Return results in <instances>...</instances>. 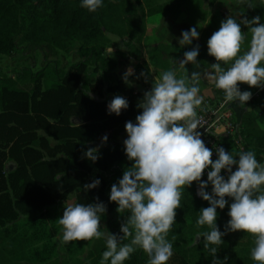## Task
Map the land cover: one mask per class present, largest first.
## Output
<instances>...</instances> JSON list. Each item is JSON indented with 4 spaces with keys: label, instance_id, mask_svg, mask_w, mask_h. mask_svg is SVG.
I'll return each instance as SVG.
<instances>
[{
    "label": "trees",
    "instance_id": "trees-1",
    "mask_svg": "<svg viewBox=\"0 0 264 264\" xmlns=\"http://www.w3.org/2000/svg\"><path fill=\"white\" fill-rule=\"evenodd\" d=\"M172 1L180 4L182 0ZM197 1L199 6L200 0ZM103 2L104 7L90 13L81 7V0H0V53H9L20 42L28 51H44L46 58L58 50L72 51L78 46L80 58L68 70L56 64L46 65L36 73L23 68L15 77L0 73L3 110L0 114V264H31L34 259L37 264H48L58 256L61 243L71 253L84 250L90 241L62 242L63 229L57 219L62 217L65 203L105 204L107 211L102 214L101 231L123 235L121 225L130 213H119L110 193L112 185L118 184L134 161L128 159L125 144L119 139L127 134L128 121L136 123V117L143 111L138 104L154 83L143 48L147 22L141 11L146 10L147 16L168 12L177 18L181 8L172 3L160 5L156 0ZM251 2L255 8L247 7L244 19L259 16L264 23V0ZM170 28L167 42L153 46L148 53L157 69H172L178 77H190V63L182 69L178 62L197 44L200 67L210 69L216 63L208 54L207 41L217 29L208 26L199 43L194 40L192 45L181 47L179 39L184 31L191 30V25L175 24ZM241 28L248 32L243 23ZM108 35L129 38L127 56L136 65L127 83L116 73L118 62L106 56ZM135 85L141 89L135 90ZM103 86L110 94L120 95L129 102V107L119 116L109 114L107 101L93 96ZM252 89L247 85L244 91ZM255 104L235 106L236 124L246 138L247 151L254 150L258 161L264 163V130L257 121ZM263 105L259 103L256 107ZM73 118L81 123L77 125ZM104 136L108 137L106 143ZM223 144L238 159L240 151L235 145L229 139ZM88 148L99 149L97 161L84 155ZM6 149L17 164L8 176L3 166ZM96 179L100 185L85 191L84 185ZM199 190V183L193 182L183 191L176 224L168 235L174 251L168 264H213V257L204 250V237H199L196 244H189L193 235L209 231L206 225L198 228L196 224L199 211L210 206ZM207 191L211 194V184ZM217 212V225L223 232L230 220L229 210L217 209ZM230 233L236 232L223 237L224 244L216 254L222 264L229 256ZM105 250L106 240H95L87 259L100 264ZM148 259L142 249H137L124 264H148Z\"/></svg>",
    "mask_w": 264,
    "mask_h": 264
},
{
    "label": "clouds",
    "instance_id": "clouds-1",
    "mask_svg": "<svg viewBox=\"0 0 264 264\" xmlns=\"http://www.w3.org/2000/svg\"><path fill=\"white\" fill-rule=\"evenodd\" d=\"M240 3L255 8L251 0H240ZM81 7L96 13L104 7V2L81 0ZM242 23L247 26V33L241 23L229 16L207 41L208 54L216 63L204 70L203 78L223 92L224 104L238 101L244 107L252 93L241 91L240 84L264 88V23L259 16L251 20L245 18ZM199 38L200 33L193 27L182 33L179 44L181 47L192 45ZM246 41L248 46L244 50ZM199 51L198 44L186 51L184 59L178 62L180 68H186L189 63L199 68ZM131 75L134 72L130 68L123 76L126 83ZM201 77L199 71L190 77H178L172 69L163 71L138 104L143 111L136 117V123L128 121L125 125L128 134L125 151L134 164L124 171L118 184L112 185L110 193L111 202L118 204L117 211L130 213L121 225L123 235L101 231L102 214L107 211L105 204L65 203L63 215L57 219L63 229L62 242L104 238L106 250L100 264H109V261L124 264L137 249L146 253L148 264H168L174 255L168 235L176 224L183 191L197 182L199 195L210 204L199 211L196 221L198 228L206 225L209 231L197 237H204L203 247L213 257V264H222L216 254L224 244L223 237L237 231L254 238L251 259L256 264H264V163L258 161L254 150L241 151L237 159L223 147L216 148L218 158L213 160V151L198 131L202 121L197 110L204 102L199 94ZM128 107L129 102L117 95L108 104V111L119 116ZM107 140L104 136L103 141ZM98 151V148H88L84 155L95 162L99 158ZM209 168L207 181H204L202 177ZM222 170L227 171V178L221 174ZM100 183L96 179L84 185V190L94 189ZM209 184L211 194L207 191ZM226 198L233 202L228 212L230 220L222 232L217 225V209L228 205ZM125 240L129 242L122 243Z\"/></svg>",
    "mask_w": 264,
    "mask_h": 264
},
{
    "label": "rangeland",
    "instance_id": "rangeland-1",
    "mask_svg": "<svg viewBox=\"0 0 264 264\" xmlns=\"http://www.w3.org/2000/svg\"><path fill=\"white\" fill-rule=\"evenodd\" d=\"M157 4L166 5L172 3L174 6H180V14L176 18L168 12L156 14L153 16H147L146 10L141 11L146 17V22H151V26L148 28V37L144 41V48L146 49L145 58L147 60V69L155 79L157 75L162 73V70L157 69L152 59L148 56L150 49L159 44L167 42V34L170 27L175 24H189L191 27H196L197 31L200 33V38L202 32L208 26H211L219 30L221 22L226 20L229 16H233L238 23H241L245 16V11L247 5L241 4L240 0H200L199 6L197 5V0H182L180 4L177 1L172 0H156ZM154 27V28H153ZM109 42L106 49V56L116 60L118 62V67L116 70L117 75L122 78L124 74L131 68L133 71L135 69V64L127 56L126 43L129 40L128 37L120 38L115 35H108ZM200 38L196 40L200 42ZM78 46L72 51L58 50L55 55H50L48 58L45 57L44 51L31 52L26 50L25 45L17 42L9 53H0V73L3 75L15 77L16 73L21 71L23 68H30L33 72H38L43 69L46 65L55 66L59 65L60 69L68 70L74 64L78 63L80 60L77 53ZM144 49V50H145ZM247 47L244 46V50ZM190 68L193 72H201L202 77L199 82L200 95H213L218 93L214 84L208 82L207 79L203 78V72L205 69L190 63ZM135 90L139 91L140 86L135 85ZM23 89H28L27 86H23ZM256 89V88H255ZM214 92V93H213ZM93 96L98 99H103L109 103V101L115 98L114 95L110 94L106 90V86H103L101 90L93 93ZM259 103H264V95L261 96L260 101H257L254 106V111L257 114V121L260 127L264 130V105L257 106ZM108 105V104H107ZM2 105L0 102V114L2 113ZM73 122L79 124L81 120L78 118H73ZM128 138V134H124L120 137V141H125ZM54 143V142H53ZM6 160L3 164L4 173L8 176L10 173L16 170V162L9 157V149L5 150ZM200 192V190H199ZM228 199V205L226 209L230 210V205L233 202L232 199ZM103 217V223H104ZM230 243L228 245V258L225 259L223 264H256L251 259V249L254 247V238L245 232L230 233ZM197 234L190 238V245L199 242V237ZM59 241L60 237L57 238ZM95 240L90 241L88 246H85L84 250L78 251L77 253H71L67 250L62 243L59 246L58 256L54 257L49 263L54 264V262L59 261L60 264H92L90 260L87 259L88 253L92 247ZM33 260V259H32ZM30 264V262H26ZM48 263V264H49ZM31 264H37L35 259Z\"/></svg>",
    "mask_w": 264,
    "mask_h": 264
},
{
    "label": "built area",
    "instance_id": "built-area-1",
    "mask_svg": "<svg viewBox=\"0 0 264 264\" xmlns=\"http://www.w3.org/2000/svg\"><path fill=\"white\" fill-rule=\"evenodd\" d=\"M246 86L247 84H240L241 91H244ZM250 92L252 93V98L247 102L246 106L253 105L257 101H260L261 96L264 95V88H253ZM203 97V105L201 109L197 110L202 121L201 128H199L198 131L201 132V138L204 140L206 146L213 151V160L218 158L216 154L217 147H223L228 151L223 144V142L228 139L240 152L247 151L246 138L239 132L236 124L235 106H240L239 102L237 101L231 105L224 104L223 92L221 90H219L217 94L205 95ZM113 99H111L109 103ZM237 167L238 165L234 166L233 171H235ZM210 170V168L206 170L203 175L206 181L207 172ZM221 174L225 176V178L228 176L226 170H222Z\"/></svg>",
    "mask_w": 264,
    "mask_h": 264
},
{
    "label": "crops",
    "instance_id": "crops-1",
    "mask_svg": "<svg viewBox=\"0 0 264 264\" xmlns=\"http://www.w3.org/2000/svg\"><path fill=\"white\" fill-rule=\"evenodd\" d=\"M151 26V22H147V31H148V28ZM154 28V27H153ZM148 32H146V36H145V39H144V41L147 39V37H148V34H147ZM144 44H145V42L143 43V48H144ZM145 49V48H144ZM145 52H146V49L144 50ZM146 54V53H145ZM132 61H133V63L136 65V61H134L132 58H130ZM134 72V71H133ZM191 73H192V68H191ZM214 93V92H213ZM215 94V93H214ZM209 95V94H208Z\"/></svg>",
    "mask_w": 264,
    "mask_h": 264
}]
</instances>
